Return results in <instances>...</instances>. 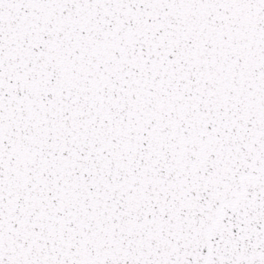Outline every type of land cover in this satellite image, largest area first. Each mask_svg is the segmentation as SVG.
<instances>
[{
	"label": "snow or ice",
	"instance_id": "snow-or-ice-1",
	"mask_svg": "<svg viewBox=\"0 0 264 264\" xmlns=\"http://www.w3.org/2000/svg\"><path fill=\"white\" fill-rule=\"evenodd\" d=\"M0 264H264V0H0Z\"/></svg>",
	"mask_w": 264,
	"mask_h": 264
}]
</instances>
